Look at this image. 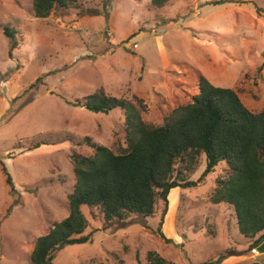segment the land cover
Segmentation results:
<instances>
[{
	"label": "rangeland",
	"instance_id": "374dc122",
	"mask_svg": "<svg viewBox=\"0 0 264 264\" xmlns=\"http://www.w3.org/2000/svg\"><path fill=\"white\" fill-rule=\"evenodd\" d=\"M31 3L0 0V264H29L36 240L68 216L73 154L125 147L123 111L79 106L95 91L131 101L153 125L191 102L199 77L264 110V0H80L45 19ZM4 25L17 30L11 52ZM204 168L202 155L197 186L170 190L163 216L160 202L152 218L105 224L81 206L88 241L64 246L52 264H145L148 252L200 264L231 248L244 253L240 264H264V242L253 258L233 208L211 202L223 164L199 180Z\"/></svg>",
	"mask_w": 264,
	"mask_h": 264
},
{
	"label": "trees",
	"instance_id": "16d2710c",
	"mask_svg": "<svg viewBox=\"0 0 264 264\" xmlns=\"http://www.w3.org/2000/svg\"><path fill=\"white\" fill-rule=\"evenodd\" d=\"M78 1L32 0V12L35 18L45 19ZM149 1L160 8L169 0ZM2 33L10 43V52L17 48V30L4 25ZM79 106L95 114L123 111L125 147H119L115 154L93 145L92 156H71L74 185L67 196L69 214L36 240L29 264H52L56 252L64 246L88 241L83 235L86 222L81 206L98 210L105 224L126 223L133 217L152 218L160 202L163 216L170 190L197 186L190 177L202 155L205 168L199 180L220 164L225 172L215 181L211 202L233 208L238 233L250 241L249 251L264 242V110L250 112L232 89L216 87L203 77L198 79V94L189 104L173 110L161 125L143 122L131 101L109 96L102 89ZM160 236L171 243L163 234ZM243 254L229 249L226 256ZM223 259L219 255L200 264H219ZM145 264L166 262L148 252Z\"/></svg>",
	"mask_w": 264,
	"mask_h": 264
},
{
	"label": "crops",
	"instance_id": "0c3cea01",
	"mask_svg": "<svg viewBox=\"0 0 264 264\" xmlns=\"http://www.w3.org/2000/svg\"><path fill=\"white\" fill-rule=\"evenodd\" d=\"M242 237V236H241ZM243 238V237H242ZM247 240V239H246ZM228 246H230L229 244H227ZM261 247H263L262 246V243L257 247V248H261ZM257 248H255V252H256V254H257V251H256V249ZM232 249V248H231ZM251 254V256L254 258V257H257L256 256V254H252V252L250 253ZM241 257V258H240ZM243 257H244V254L243 255H240V256H231V257H229V258H227V259H225V260H223L220 264H224L225 262H227V261H229V262H231V264H240L244 259H243ZM248 258H249V255H248ZM253 262V261H252ZM252 262H250L249 264H251Z\"/></svg>",
	"mask_w": 264,
	"mask_h": 264
},
{
	"label": "clouds",
	"instance_id": "9594fccd",
	"mask_svg": "<svg viewBox=\"0 0 264 264\" xmlns=\"http://www.w3.org/2000/svg\"><path fill=\"white\" fill-rule=\"evenodd\" d=\"M252 252V254L255 252V249H252L251 251H250V253Z\"/></svg>",
	"mask_w": 264,
	"mask_h": 264
}]
</instances>
